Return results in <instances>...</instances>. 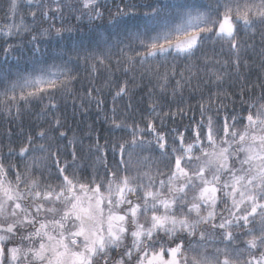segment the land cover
I'll use <instances>...</instances> for the list:
<instances>
[{"label": "snow or ice", "instance_id": "snow-or-ice-1", "mask_svg": "<svg viewBox=\"0 0 264 264\" xmlns=\"http://www.w3.org/2000/svg\"><path fill=\"white\" fill-rule=\"evenodd\" d=\"M28 3L31 6L32 0ZM76 4L79 7L63 0H39L31 16L35 20L39 12L44 19L50 14L63 19L67 8L77 20H103L100 0ZM17 7V0H11L13 22L0 28V36L28 31L23 18L15 23ZM141 7L146 9L142 13ZM107 24L116 30L112 42L99 54L84 57L92 71L104 67L111 72V49L119 45L117 65L123 63L126 74L137 62L147 65L142 75H155L162 93L173 79V96L182 93L199 75L200 118L195 105L163 115L152 105V115L141 126L135 120H117L113 109L105 119L111 120L114 132L124 135L112 139L111 165L107 140L101 144L97 137L89 145V154H95L90 173L77 163L75 137L68 142L70 152L60 145L52 150L55 140L67 135L57 133L59 119L54 127L36 133L35 139L46 143L34 144L30 135L18 152L9 149L8 157H17L21 164L6 162L0 154V264H264V83L257 85L259 96L245 99L251 86H242L238 93L222 89L226 73L215 67L219 60L205 57L198 72L189 64L179 74L176 65L169 69L166 64L169 56L191 59L212 40L223 42L231 56L222 67H232L239 75L242 53L253 45L242 42L238 33L264 25V0H126ZM61 31L55 29L56 35ZM121 33L127 44L119 38ZM36 39L33 36L30 43ZM39 51L36 47L33 54ZM152 61H157L155 71ZM160 61L165 62L163 73ZM9 75L0 71V83L5 84L0 110L9 114L13 108L19 114L21 103L45 98V107L55 109V94H71L77 79L72 69L55 62L27 72L17 68L15 79L9 80ZM203 88L209 89L206 95ZM100 91L90 87L86 93L98 107L103 101L93 93ZM127 92L125 82L113 99ZM229 100L231 107L225 102ZM188 110L193 115L184 131H161L155 124L157 117L163 125L168 116L183 117ZM30 152L42 155L29 157ZM69 155L71 159L61 163V157Z\"/></svg>", "mask_w": 264, "mask_h": 264}, {"label": "trees", "instance_id": "trees-1", "mask_svg": "<svg viewBox=\"0 0 264 264\" xmlns=\"http://www.w3.org/2000/svg\"><path fill=\"white\" fill-rule=\"evenodd\" d=\"M35 1L39 2V0ZM10 2L11 0H0V28H4L13 22L9 13ZM63 2L79 7L76 0H63ZM125 2L126 0H100L104 18L90 23L86 16L82 20H77L76 14L67 8L61 14L63 19L60 18V15L53 18L52 14L44 19L37 12L36 19L33 20L31 12L36 10V6H26L24 0H17L15 23H19L23 18L28 31L21 30L18 35L12 37L0 36V71H8L9 80H11L15 79L14 73L17 68L27 72L33 66H38L41 63L52 64L55 62L72 69V74L77 79L72 85L71 94L65 92L55 94L57 105L55 109L45 107L49 103L48 99L45 98L43 101L33 100L27 105L21 103L19 114H17L16 108H13L10 114L0 110V154L5 156L6 162L12 160L17 164L22 163L15 156L8 157V152L10 148L18 152L27 143L30 135L34 137V144L46 143V141L35 139L36 133L41 129L54 127L57 119L62 125L60 129H57V133L64 131L67 135L56 139L52 150L55 151L56 145H60L67 146L70 152L72 145L68 142L75 137L77 154L80 157L77 163L86 166L90 173V165L93 163L95 154H89V145L94 144L97 137H99L101 144L107 140L109 142L107 155L111 165L112 139L114 136L119 138L124 135L121 131L114 132L111 120L105 119L106 115L109 118L113 115V109H115L117 120L125 119L129 123L135 120L141 123V126H144V118L152 115L150 112L152 105L156 106V110L161 115L170 110L175 111L178 107L187 110L190 105H195L196 119L200 118L198 102L202 96L201 91L196 90L197 85L201 83L199 75L193 77L191 87L185 85L182 93L178 91L173 96L172 88L175 85V79L169 84L167 93H162L155 75L151 78L142 75L145 73L147 65L142 67L137 62L133 71L126 74L123 70V63L120 65L116 63V58L119 56V45L111 49V72L104 67H99L97 72H93L90 64L85 61L84 57L99 54L107 48L106 42H112V36L116 30L107 24V20L111 13L117 11V5H122ZM133 2L145 4L150 0H133ZM201 2L207 4L210 0H201ZM145 10L142 7L139 9L141 13ZM203 10L201 9V11ZM43 29H49V32L42 34ZM55 29H62L60 35H56ZM253 32H255L254 36L252 35ZM262 35H264V25L259 24L248 30L247 33L243 29L238 33V38L242 42L253 45L246 53H242L239 75L233 71L232 67L227 69L222 67L223 61H230L231 56L223 42L212 40L205 41L191 59L169 56L166 64L169 69L173 64L176 65V72L179 74L189 64L194 66L193 71L198 72L205 57H209L213 61L219 60L221 64H217L215 67L226 73L222 86L223 90L229 93H238L242 86L246 88L251 86V91L246 93L245 99H248L249 95L259 96L261 89L257 85L264 83V42H262ZM33 36H36L37 39L30 43ZM119 38L125 44L128 43L123 33ZM9 46L12 47V50L6 53L4 49ZM36 47H39L40 51L33 54V49ZM156 63L157 61L151 62L153 71H155ZM160 63V72L163 73L165 62L160 61ZM118 68L119 70H117ZM185 75L187 76L188 73L185 72ZM178 78L179 75H177ZM125 82H127L128 87L127 94L113 99L118 88ZM90 87L101 89L99 93H93L94 97L103 101L99 107L96 99L89 102L86 93ZM4 88L5 84L0 83V91H3ZM216 90L215 88L211 89V91ZM202 91L206 95L209 89L203 88ZM235 99L238 108L240 98L237 95ZM225 102L231 107L230 100ZM192 115L193 112L188 110L187 115L183 117L176 116L173 119L168 116L163 125L160 118L157 117L155 124L161 131H169L173 128L184 131L185 127L191 123ZM57 133L50 132L49 134L56 135ZM33 155L40 156L42 154L40 152L29 153V157ZM155 155H159V153H155ZM65 158L70 160L71 156H62L61 163ZM116 159L119 157L117 156ZM20 171H24L23 167L20 168ZM38 174L39 170L37 169L34 175ZM50 182L55 183V180L52 179ZM42 183L44 182L42 181ZM23 187L21 185V188Z\"/></svg>", "mask_w": 264, "mask_h": 264}, {"label": "water", "instance_id": "water-1", "mask_svg": "<svg viewBox=\"0 0 264 264\" xmlns=\"http://www.w3.org/2000/svg\"><path fill=\"white\" fill-rule=\"evenodd\" d=\"M37 3H38L37 1L32 0V4H31V6H32V5H36ZM24 4L27 5V6H29L28 0H24Z\"/></svg>", "mask_w": 264, "mask_h": 264}]
</instances>
